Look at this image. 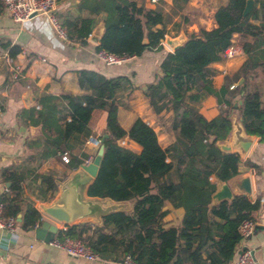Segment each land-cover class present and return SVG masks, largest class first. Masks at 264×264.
<instances>
[{
    "label": "trees",
    "instance_id": "16d2710c",
    "mask_svg": "<svg viewBox=\"0 0 264 264\" xmlns=\"http://www.w3.org/2000/svg\"><path fill=\"white\" fill-rule=\"evenodd\" d=\"M186 2L173 0L171 12H177ZM244 5L245 0H227L219 5L213 13L215 25L208 29L199 26L188 32L180 48L164 53L158 74L145 85L143 92L153 112L173 113L171 126L176 130V138L165 148L153 127L141 117H136L127 129L119 123L118 92L133 88L131 78L125 74L106 77L91 69L77 70L78 84L84 93L61 94L67 101L63 118L70 116L63 122L55 118V104L42 101L33 121L42 127L44 156L52 155L56 149L65 150L70 135L87 129L94 110L106 111L107 136L87 195L133 201L131 211L110 212L93 226L66 225L64 230L56 229L54 236L81 238L101 257L129 253L137 264L232 261L241 239L238 226L245 219L255 220L253 213L260 205L258 199L235 194L229 201L209 206L216 180L228 181L239 173V155L221 151L217 146L228 139L232 129L229 108L233 106V97L239 95L237 109L244 131L264 137V100L258 91L247 88V75L264 66V0H254L251 10L243 16ZM79 7L90 15L104 14L97 50L130 57L163 46L160 40L170 15L166 16L160 7L144 8L135 0H81ZM94 23L93 16H65L61 21L66 37L80 43H86ZM157 24L162 28L154 30ZM235 35L240 36L246 59L234 75L235 79H243L238 89L229 93L224 85L214 86V70L209 64L223 59L222 53ZM206 95L225 105L210 118L199 110ZM46 98L50 101L53 97ZM123 139L134 141L139 150L121 144ZM81 162L72 154L67 165L76 167ZM2 173L11 183L9 192L0 196L4 214H21L18 223L23 230L42 224L41 213L21 198L22 176L14 170L4 169ZM44 179L55 188L50 177ZM165 200L174 207H182L179 224L166 226L162 222L167 213L163 208Z\"/></svg>",
    "mask_w": 264,
    "mask_h": 264
},
{
    "label": "crops",
    "instance_id": "0c3cea01",
    "mask_svg": "<svg viewBox=\"0 0 264 264\" xmlns=\"http://www.w3.org/2000/svg\"><path fill=\"white\" fill-rule=\"evenodd\" d=\"M80 1H57L55 12L61 21L65 16L68 18L93 16L95 19L93 29L98 24H102L104 28V14L90 15L85 9L79 7ZM135 1L144 8L160 7L166 16L170 15L165 21L166 33L160 40L163 46L159 50L146 49L141 55L130 56L120 64L114 65H107L98 58L97 43L89 39L90 34L86 38V43L62 38L56 34L45 14H36L25 21L16 22L0 3V104L2 106L0 112V196L9 192L11 184L4 178L3 170H14L22 176L20 180L21 198L24 202L33 204L41 213V221L45 223V226L40 224L23 230L17 221L16 236L13 238L7 232L0 230V264H120L121 253L109 254L105 257L97 255L95 260H86L71 257L62 249L49 245L45 240L50 232L49 227L62 229V226L66 227V225L44 215L40 209L41 203L51 200L58 193L61 181L79 170L86 158L92 160L97 148L89 144L86 139L89 135L102 136L106 111L94 110L87 129L67 138L65 150L70 156L75 154L82 160L76 167L68 166L67 163L61 161L60 149H56L52 155H42L45 150L43 149L45 146L42 127L33 120L37 117V111L42 107V101L55 104V118H60L62 122L69 119L68 114L63 118L67 101L61 97V94L80 95L84 93L78 84L76 71L85 68L98 71L106 77L125 74L131 78L133 88L130 91L121 90L117 96L120 100L117 117L123 128L127 129L136 117H141L156 131L158 141L163 148L175 140L176 130L172 126L168 127L167 131L158 133L162 125L155 121L158 118L163 122L165 112L166 116L172 115L170 118L172 121V111L163 110L160 113H154L143 90L145 85L153 81L158 74V64L164 53L170 51L164 42L165 37L182 36L186 39V34L196 31L199 26L207 29L214 26L213 13L227 0H187L177 12H171L174 8L173 0ZM160 28L162 25L157 24L154 30ZM144 40L147 42L146 39ZM239 40L240 36L235 35L233 42L240 48L236 55L209 64L214 70L212 75L214 86L219 88L224 85L229 93H234L238 89L240 84L238 80L241 77L235 79L234 75L246 59ZM247 78V88L258 91L261 99L264 100V66L250 72ZM232 84L235 86L231 88ZM47 96L53 98L48 101ZM235 99L240 105L239 95L232 98V103ZM221 107L224 108L225 105L218 104L212 95H206L199 103V110L207 118L214 116ZM237 107L229 108V114L232 122L236 118L241 124ZM253 138L247 153L242 157L239 156V173L231 179L250 176V199H258L260 203L253 215L256 222L263 225V228L252 232L238 242L234 258L229 264H232L238 252L245 248L253 251L256 264H264V137L253 134ZM123 141L132 150H139V146L134 141L128 139H123ZM230 141L231 132L224 142ZM51 148L53 149L52 145ZM46 176L51 178V182L55 185L54 189L50 187L51 184L47 185L44 179ZM7 181L9 182L8 187L4 185ZM85 195L96 197L87 195V191ZM98 198L104 205L117 204V210H132V200L114 201L107 197ZM163 208L167 211L162 219L164 225L179 224L183 215L182 207H174L170 201L165 200ZM101 218L102 216L99 220L83 219L73 224L93 226L100 223Z\"/></svg>",
    "mask_w": 264,
    "mask_h": 264
},
{
    "label": "water",
    "instance_id": "95a60500",
    "mask_svg": "<svg viewBox=\"0 0 264 264\" xmlns=\"http://www.w3.org/2000/svg\"><path fill=\"white\" fill-rule=\"evenodd\" d=\"M253 4L254 0H245V5L242 10L243 16L251 10ZM102 27V24H98L91 31L89 36V39L97 44L100 43ZM184 41L185 38L182 36H167L164 39L165 44L170 50L180 48ZM143 42H145V40H143ZM242 79L243 78L241 77L238 80V84L241 83ZM233 106H239L237 99L234 100ZM232 124L231 141L218 143L217 146L221 151L236 152L242 157L247 153L253 142V134L245 133L242 125L236 118L233 120ZM106 136L107 133L102 134L100 144L92 160L87 164H81L79 170L71 173L70 176L60 182L59 191L51 200L40 204L41 212L44 215L62 225H67L83 219L95 218L96 220H99L101 216L117 210V204L111 203L104 205L98 197H87L85 195L87 187L95 177L101 162L103 140ZM210 139H213V136H211ZM215 183V189L211 194L209 206H213L221 201H229L235 194H242L249 199L251 198V182L250 176L248 175L233 178L229 181L217 179ZM4 185L8 187L9 182H5ZM20 218V214H18L17 221H20ZM42 226H45L44 222H42ZM49 228L50 232L45 237V240L47 241L52 237L56 230L55 227L50 226ZM261 228H263V225L256 222L253 226L252 232Z\"/></svg>",
    "mask_w": 264,
    "mask_h": 264
},
{
    "label": "built area",
    "instance_id": "2783aa9c",
    "mask_svg": "<svg viewBox=\"0 0 264 264\" xmlns=\"http://www.w3.org/2000/svg\"><path fill=\"white\" fill-rule=\"evenodd\" d=\"M58 0H0L1 5L8 12L12 20L16 22H22L36 14H45L50 21L56 34L62 38L66 37V32L61 24V19L57 16L55 10ZM151 2H157L158 0H150ZM240 48L232 43L228 45L224 52L222 53L223 58H230L239 52ZM98 58L107 65L120 64L123 62L127 56H121L112 52H107L104 50L97 51ZM232 84L230 87H234ZM2 106L0 104V112ZM86 141L98 148L100 144V137L95 135H89ZM122 142H124L122 140ZM60 159L63 162H69L70 154L67 150L59 152ZM91 161L90 158L84 160V164ZM256 220L245 219L238 226L241 239H245L248 235L252 233V229ZM16 225L17 220L13 215H6L3 211V203L0 201V230L7 232L10 237L16 236ZM38 226L35 224V227ZM65 229V226H62ZM49 245L55 246L62 249L66 254L74 258H83L86 260H95L97 258V253L94 252L90 246L81 238L65 235L63 238L52 235V237L47 241ZM120 264H137L133 257L129 254H123ZM232 264H256V260L253 256V251L250 248L242 249L238 252Z\"/></svg>",
    "mask_w": 264,
    "mask_h": 264
},
{
    "label": "rangeland",
    "instance_id": "374dc122",
    "mask_svg": "<svg viewBox=\"0 0 264 264\" xmlns=\"http://www.w3.org/2000/svg\"><path fill=\"white\" fill-rule=\"evenodd\" d=\"M237 38V37H236ZM236 38H235V41H236ZM237 42V41H236ZM209 106V105H208ZM171 116L172 115H168V116H166V112L165 113H163V122H162V120L161 119H158V118H156V120L155 121H158V122H160V124L162 125V127H159V129H158V133H160L161 131H167V129H169L168 127H171ZM120 143L121 144H123V145H126L127 143H124V142H122V140L120 141ZM127 146V145H126Z\"/></svg>",
    "mask_w": 264,
    "mask_h": 264
}]
</instances>
